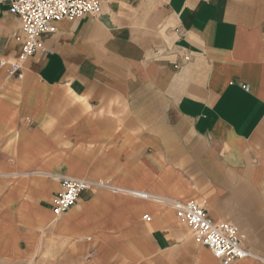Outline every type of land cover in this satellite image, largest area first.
<instances>
[{"label":"crops","instance_id":"1","mask_svg":"<svg viewBox=\"0 0 264 264\" xmlns=\"http://www.w3.org/2000/svg\"><path fill=\"white\" fill-rule=\"evenodd\" d=\"M99 1L43 35L22 78L1 66L25 33L0 4V255L220 264L137 191L197 202L262 259L233 264H264V0ZM61 177L109 187L55 217Z\"/></svg>","mask_w":264,"mask_h":264},{"label":"built area","instance_id":"2","mask_svg":"<svg viewBox=\"0 0 264 264\" xmlns=\"http://www.w3.org/2000/svg\"><path fill=\"white\" fill-rule=\"evenodd\" d=\"M0 4L9 5L10 13L19 17L21 30L25 33L19 58L16 61H1V66H8L10 73L18 78H22L23 64L29 57L50 52L44 47L41 37L55 33L57 23L73 21L86 15L97 16L102 12L99 0H0ZM245 89L248 90L249 86ZM60 183L61 190L53 200L55 217L64 215L75 206L87 189L109 187L102 182L92 183L74 177H61ZM131 194L173 208L178 219L190 228L195 242L208 248L220 264L258 258L243 246L245 235L236 226L213 221L197 202L173 200L137 191Z\"/></svg>","mask_w":264,"mask_h":264},{"label":"rangeland","instance_id":"3","mask_svg":"<svg viewBox=\"0 0 264 264\" xmlns=\"http://www.w3.org/2000/svg\"><path fill=\"white\" fill-rule=\"evenodd\" d=\"M1 254L3 257L0 255V264H76L77 262L76 258L70 256L71 253H66L68 255V258H63L62 260L56 258L55 256L56 253H48V254L43 253L41 256L29 260H17V259L22 258L24 256H32L35 253H1ZM77 254L79 257L81 255V258H85L84 257L85 253H77ZM12 258L16 260L7 262V259H12Z\"/></svg>","mask_w":264,"mask_h":264}]
</instances>
